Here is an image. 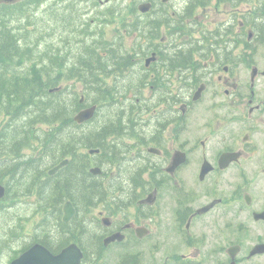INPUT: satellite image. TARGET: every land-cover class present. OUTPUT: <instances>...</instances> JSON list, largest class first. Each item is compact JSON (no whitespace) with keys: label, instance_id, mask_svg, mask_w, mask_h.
<instances>
[{"label":"flooded vegetation","instance_id":"af4514ba","mask_svg":"<svg viewBox=\"0 0 264 264\" xmlns=\"http://www.w3.org/2000/svg\"><path fill=\"white\" fill-rule=\"evenodd\" d=\"M126 28L131 50L117 38V56L98 49L114 78L106 102L68 129L80 140L52 144L61 209L54 200L50 228L0 247V264L36 244L54 255L76 244L80 264H264V0H139Z\"/></svg>","mask_w":264,"mask_h":264},{"label":"trees","instance_id":"16d2710c","mask_svg":"<svg viewBox=\"0 0 264 264\" xmlns=\"http://www.w3.org/2000/svg\"><path fill=\"white\" fill-rule=\"evenodd\" d=\"M41 1L43 0L0 2V113L10 116V121L0 132V185L7 189L4 199L20 192L29 195L33 190H38L40 198L46 200L47 207L51 205L53 209H57L58 204V209H61L62 202L67 196L65 194L57 196L53 191L49 169L53 166L56 155L52 144L59 142L60 149L67 150L69 142L80 140L79 131L68 129L79 125L74 120V114L82 107L77 92H71L70 85H61V77L68 79L78 77L89 89L97 91L102 82L101 70L108 58L100 55L97 48L102 47L105 50L111 48L112 57L117 56V50L114 49L116 46L111 47L114 44L108 41L96 40L88 43L89 47H85L87 50L84 49L77 54L78 60L66 67L64 66L66 57L55 53L51 47L42 49L38 54L39 44L25 38L23 32L26 30L22 23L15 22L17 20L15 17L28 20L26 7ZM22 27L23 29H20ZM17 120L21 122L20 125ZM32 141L42 143L38 158L40 162L36 163V157L29 156L25 171L24 160L20 159L21 151L26 147L33 148ZM75 183L79 192L87 194L88 187L84 185L83 179H78ZM95 188L91 186L90 197L97 195L93 194ZM54 200L59 203L55 204ZM4 204L3 202L1 206Z\"/></svg>","mask_w":264,"mask_h":264},{"label":"rangeland","instance_id":"374dc122","mask_svg":"<svg viewBox=\"0 0 264 264\" xmlns=\"http://www.w3.org/2000/svg\"><path fill=\"white\" fill-rule=\"evenodd\" d=\"M136 2L139 3V0H43L39 3H32L27 6L26 14H28L29 17L28 20H21L22 18L19 19L20 17L15 18L18 19V23L23 24L26 30L23 32L25 38L32 43L37 42V44H39L38 54L42 49H49V47H51L54 49L55 53L69 59H66L64 62L66 67L77 61V54L84 50L88 43H93L96 40L101 41L103 38L105 41H112L117 38L121 41L124 50L126 48L131 50L134 46L133 42L135 37H133L132 34H126V26L130 24L132 5H135ZM125 7V11L118 10L119 8ZM171 9L173 10L172 6ZM15 22L17 23V20ZM83 34L85 40H83ZM178 40L181 41V39ZM99 50L103 51L104 55L107 56V50ZM124 74L128 75L129 72H124ZM101 77L104 79V82H106V86H98L97 91L89 89L87 84L78 77L72 79L61 77V85H70V91H76L79 99L85 94L86 102L99 105L102 104L104 100L103 98L101 101L99 97L102 93L100 88L102 90L103 87L107 88V86L112 85V81L114 80L111 75L108 77ZM124 78L126 79V76L121 77V79ZM119 82L120 85L123 86L130 83L128 79ZM120 85V88L115 93L125 91L129 93V95L133 93V89L121 88ZM141 94H144L142 99L146 97L147 100L151 99V90L148 87H145ZM95 99H97V101H95ZM117 99L119 100V98ZM104 102H106V100H104ZM112 102L113 99H107V104L109 106H102L105 115L107 113V108H111ZM103 116V111L98 112L96 121H94L91 126L100 124ZM9 121V115L0 113V132ZM17 123L19 125L21 124L18 120ZM31 145H33V148L26 147L23 152L33 157L40 156L42 143L40 141H32ZM36 199L40 201L36 203ZM41 200L42 198H40V195L35 197L33 194L28 195L21 192L20 194H14L8 199L6 198L3 200L5 204L0 207V245L2 247L19 238L21 234L33 235L35 232L34 227L38 225V223H40L38 228L42 227L43 232L50 228L52 212L47 209L53 208L51 206L47 207L46 200ZM25 222L26 225L23 224ZM5 263L6 259L4 257L2 264Z\"/></svg>","mask_w":264,"mask_h":264},{"label":"water","instance_id":"95a60500","mask_svg":"<svg viewBox=\"0 0 264 264\" xmlns=\"http://www.w3.org/2000/svg\"><path fill=\"white\" fill-rule=\"evenodd\" d=\"M2 1L13 3L16 0H0V2ZM147 6V4H144L140 8L143 11H146L148 10ZM96 110L97 105H92L90 107L84 108L74 116V119L78 123H84L95 115ZM66 162L67 160L63 161L61 165L65 164ZM57 168L50 170V173H54ZM96 171L97 169L93 170V172ZM4 194L5 188L1 185L0 204ZM65 211L66 213L64 219L68 221L74 213V209L70 202H67ZM82 258L83 252L80 250V248H78L76 244H72L66 247L61 253L57 255L52 254L47 248L36 244L33 248L22 254L18 259L14 260L11 264H80Z\"/></svg>","mask_w":264,"mask_h":264},{"label":"bare ground","instance_id":"6f19581e","mask_svg":"<svg viewBox=\"0 0 264 264\" xmlns=\"http://www.w3.org/2000/svg\"><path fill=\"white\" fill-rule=\"evenodd\" d=\"M19 4V3H18ZM13 6V5H12ZM15 6H16V4H15ZM22 6V5H21ZM20 6V7H21ZM18 8H19V6H18ZM27 8V7H26ZM25 12V11H24ZM23 12V13H24ZM14 19V18H13ZM24 20V19H23ZM17 23H18V19H17ZM138 28V27H137ZM20 29H23V27L22 28H20ZM25 29V28H24ZM143 29V28H142ZM138 30V29H137ZM79 31H81V30H79ZM140 31V30H139ZM151 31V30H150ZM155 31V30H154ZM21 34V33H20ZM82 36V35H81ZM152 36V35H151ZM21 37V36H20ZM79 37V36H78ZM22 38H24V37H22ZM80 38V37H79ZM85 37H84V34H83V40H85L84 39ZM21 39V38H20ZM81 40V39H80ZM101 40V39H100ZM103 40H104V38H103ZM99 41V40H98ZM105 41V40H104ZM103 41V42H104ZM107 42V41H106ZM84 44V43H83ZM102 45V44H101ZM106 45V44H105ZM31 46V45H30ZM91 46H92V44H91ZM100 46V45H99ZM103 46V45H102ZM79 47V46H78ZM87 47H89V46H87ZM86 47V48H87ZM141 48V47H140ZM85 49V48H84ZM99 49V48H98ZM103 49V48H102ZM54 50V49H53ZM85 50H87V49H85ZM105 50V49H104ZM112 50V49H111ZM141 51H142V49H141ZM85 52V51H84ZM98 52V51H97ZM70 53H71V51H70ZM88 53V52H87ZM134 53H135V51H134ZM54 54V53H53ZM89 54V53H88ZM99 54H100V52H99ZM145 54V53H144ZM48 55H49V53H48ZM79 55V54H78ZM81 55V54H80ZM138 55V54H137ZM140 55V54H139ZM42 56H44V54L42 55ZM71 56H73V55H71ZM85 56V55H84ZM89 56V55H88ZM33 57V56H32ZM76 57V56H75ZM87 57V56H86ZM90 57V56H89ZM96 57V56H95ZM130 57V56H129ZM82 58V57H81ZM88 58V57H87ZM65 59V58H64ZM67 59V58H66ZM72 59V58H71ZM76 59H77V57H76ZM93 59V58H92ZM92 59H90V60H92ZM62 60H63V58H62ZM67 60H69V59H67ZM78 60V59H77ZM83 60V59H82ZM89 60V61H90ZM81 61V60H80ZM24 62V61H23ZM61 63H63V62H61ZM71 63H72V61H71ZM82 63V62H81ZM90 63V62H89ZM35 64V63H34ZM67 64V63H66ZM73 64V63H72ZM21 65V64H20ZM52 65V64H51ZM61 65H63V64H61ZM80 65V64H79ZM36 66V65H35ZM64 66H65V64H64ZM133 66V65H132ZM17 67H19V65H17ZM37 67V66H36ZM71 67V66H70ZM78 67H80V66H78ZM24 68V67H23ZM80 70V69H79ZM75 71V70H74ZM70 72V71H69ZM56 78V77H55ZM85 86V85H84ZM87 87V86H86ZM98 88V87H97ZM86 91H88V90H86ZM93 93V92H92ZM88 94V93H87ZM90 94V93H89ZM69 95H70V93H69ZM103 95V94H102ZM71 96V95H70ZM90 96V95H89ZM109 96V95H108ZM107 97V96H106ZM76 100V99H75ZM80 106V105H79ZM79 108V107H78ZM39 110V109H38ZM76 112V111H75ZM108 116V115H107ZM13 121H15V120H13ZM104 121V120H103ZM103 123V122H102ZM10 127V126H9ZM8 129V128H7ZM6 131V130H5ZM30 131V130H29ZM5 133H7V132H5ZM35 135V134H34ZM38 135V134H37ZM36 135V136H37ZM41 136V135H40ZM26 139V138H25ZM28 139V138H27ZM22 156V155H21ZM26 157V156H25ZM20 159H21V157H20ZM24 160V159H23ZM53 177H55V176H53ZM45 198V197H44ZM42 201V200H41ZM44 202V201H43ZM50 203V202H49ZM51 206V205H50ZM43 208V207H42Z\"/></svg>","mask_w":264,"mask_h":264}]
</instances>
